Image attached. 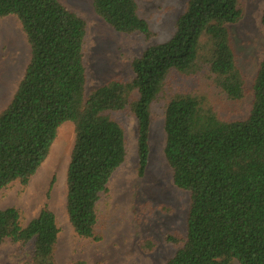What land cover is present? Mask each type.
Segmentation results:
<instances>
[{
  "label": "trees",
  "instance_id": "1",
  "mask_svg": "<svg viewBox=\"0 0 264 264\" xmlns=\"http://www.w3.org/2000/svg\"><path fill=\"white\" fill-rule=\"evenodd\" d=\"M91 2L114 31L153 35L137 0ZM8 15L19 20L30 57L0 111V191L12 182L25 188L58 128L71 122L66 216L76 237L101 241L98 204L127 156V132L117 115L135 120L141 177L152 106L162 100L163 155L174 186L189 193L185 232L166 233L164 242L174 252L164 264H264V58L248 90L230 33L244 16L241 0H185L171 37L131 61V78L89 89L84 17L59 0H0V18ZM260 23L264 30V8ZM173 74L203 78L231 102L249 96V111L224 117L206 93L168 89ZM21 221L18 208L0 209V244H30L34 264H54V213L44 204L25 226ZM147 244L153 248L155 242L148 237L142 247Z\"/></svg>",
  "mask_w": 264,
  "mask_h": 264
},
{
  "label": "rangeland",
  "instance_id": "2",
  "mask_svg": "<svg viewBox=\"0 0 264 264\" xmlns=\"http://www.w3.org/2000/svg\"><path fill=\"white\" fill-rule=\"evenodd\" d=\"M78 12L87 21L85 65L87 87L95 88L114 77L133 76L131 61L148 46L166 41L174 32L175 22L184 9L185 0H137L138 14L153 33L146 39L139 34L114 31L93 10L91 0H59ZM244 16L230 26L238 66L251 83L264 58V30L260 23L264 0H241ZM30 48L19 20L8 15L0 18V111L9 103L29 61ZM172 90H197L206 93L220 115L244 116L250 108V97L240 103L220 95L207 80L171 75ZM163 101L152 106L150 152L144 174H137L136 123L125 114L117 115L127 132V156L112 175L107 195L99 202L100 219L96 231L99 242L75 236L66 216V172L74 143V126L63 123L57 130L50 151L22 188L12 182L0 191V209L16 207L21 212L22 226L36 217L46 204L54 213L59 229L54 246V264H70L83 260L87 264H164L174 247L166 245L168 232L184 234L189 193L172 183L171 170L163 155ZM152 238L153 248L142 247V241ZM0 264H34L30 244H0ZM237 264V263H235Z\"/></svg>",
  "mask_w": 264,
  "mask_h": 264
}]
</instances>
